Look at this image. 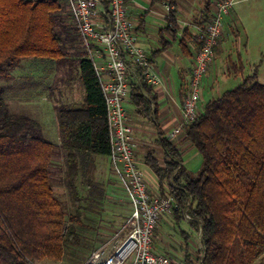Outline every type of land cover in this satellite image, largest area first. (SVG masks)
Segmentation results:
<instances>
[{"label": "trees", "instance_id": "1", "mask_svg": "<svg viewBox=\"0 0 264 264\" xmlns=\"http://www.w3.org/2000/svg\"><path fill=\"white\" fill-rule=\"evenodd\" d=\"M154 1L174 5V0ZM63 2L0 0V75L25 59L64 62L71 43L76 50L81 46L79 67L86 92L80 107L56 108L60 144H54L44 137L39 121L10 111L0 88V264L61 262L69 248L83 247L85 204L105 198L94 177L97 157L111 154L105 96L75 22L62 15ZM210 8L209 2L202 28L212 16ZM171 13L167 31L178 28ZM239 62L232 65L242 70ZM131 87L129 100L136 113L154 123L153 88L136 81ZM185 134L202 156L197 176L165 136L159 141L164 164L152 152L145 158L162 196H173L174 214L180 219L188 214L191 227L201 233L200 264H255L264 256V84L257 73L209 100ZM60 152L74 213L53 186L52 168ZM185 264L192 263L187 259Z\"/></svg>", "mask_w": 264, "mask_h": 264}, {"label": "built area", "instance_id": "2", "mask_svg": "<svg viewBox=\"0 0 264 264\" xmlns=\"http://www.w3.org/2000/svg\"><path fill=\"white\" fill-rule=\"evenodd\" d=\"M127 0H66L82 45L102 87L111 133L110 165L131 206L124 226L108 244L100 246L85 264H183L153 253L155 230L161 217L177 202L173 196L149 192L145 173L135 157L133 129L126 103L132 82L160 86L148 52L139 45L136 23L129 16ZM238 0H219L210 20L198 32L189 94L181 113L182 125L193 124L199 113L202 85L216 57L225 21ZM168 12L174 6L165 5ZM185 218L190 219L188 214Z\"/></svg>", "mask_w": 264, "mask_h": 264}, {"label": "rangeland", "instance_id": "3", "mask_svg": "<svg viewBox=\"0 0 264 264\" xmlns=\"http://www.w3.org/2000/svg\"><path fill=\"white\" fill-rule=\"evenodd\" d=\"M235 6L237 8V5ZM242 6L245 9V21L240 22L235 29L236 36L227 27V42L219 55L218 63L222 64L228 50L229 56L237 64V57L239 54L241 55L244 67L241 70L237 64L233 66L232 62H229L226 75L224 70L218 67L216 75H212L210 79L203 82V85L205 84V99L201 96L199 103L218 98L225 91L241 85L249 74L255 73V69L259 77L258 81L264 83V0H253ZM67 46L68 55L64 62L48 59H25L21 60L14 68L9 69L4 75H0V88L4 90L10 111L29 115L39 121L44 137L54 144H59L60 138L56 108L63 105L80 107L84 104L86 95L79 67L81 46L80 50L77 49L79 51L71 43ZM134 149L136 150L135 144ZM135 157L138 161V156L135 155ZM97 159H101V161H98L94 177L103 188L105 198L94 197L89 203H84L86 209L83 211V225L80 227L83 247L80 249L69 248L61 262L42 261L38 264H80V260H85L83 263L85 264L91 254L100 246L108 244L110 250L112 243L109 242L122 229L128 219L131 206L122 186L112 172L111 165H108V157H97ZM186 160L189 171L197 176L202 166L201 154L196 149H192ZM62 165L63 157L60 152L57 154L52 168L53 186L56 195L66 204L69 212L74 213L76 206L63 179ZM141 169L143 172L145 171L143 167ZM149 192L152 194L150 190ZM165 194L167 195V193ZM172 213H174L173 210L167 214ZM157 234L158 229L156 228L154 243ZM194 239L197 242L198 236H195ZM152 249L156 254L154 245ZM201 257L202 250L199 245H196L194 253L188 256L192 264H199L198 261ZM255 264H264V256Z\"/></svg>", "mask_w": 264, "mask_h": 264}, {"label": "crops", "instance_id": "4", "mask_svg": "<svg viewBox=\"0 0 264 264\" xmlns=\"http://www.w3.org/2000/svg\"><path fill=\"white\" fill-rule=\"evenodd\" d=\"M218 1L174 0L173 13L178 28L172 31H167L168 19L172 14L165 9L167 2L160 3L154 0L126 1L129 16L136 23V34L139 45L148 52L152 66L159 73L163 81L160 86L152 87L156 98V103L154 104L156 112L154 123L140 117L130 100L127 101V110L136 148L135 155L138 156L139 166L145 169L144 173L148 187L153 195H161L162 190L156 176L146 165L145 158L149 152H152L156 159L160 160L161 164H164L165 153L159 146L160 138L165 136L177 145L182 153L183 164L186 168L188 164L186 157L194 149L185 139V127L182 125L181 113L189 94V82L195 54L201 44L200 37L198 36V32L202 28L200 24L206 19L205 14L207 13L208 3H211L210 10L211 14H213ZM250 1L253 0H238L236 3L237 8L235 6L230 16L227 17L215 60L209 68L204 82L210 79L212 75H216L218 67L224 70V74L228 71L229 62H233V60L229 56L227 49L228 53L222 60V64L218 63L220 59L219 55L226 45L225 42H227V27L236 36L235 29L240 22L245 21V9L242 5ZM63 3L65 10L62 12V15H65V18L66 15H69L71 22H68L74 25V20L67 4ZM186 30H188L190 36L186 34ZM182 40L185 43L184 47L181 44ZM165 42H167L168 46L166 49H163V44H166ZM188 59L190 60L189 62L187 61ZM237 61L243 64L240 54L237 57ZM254 72L257 73L256 69ZM251 75L249 74L248 77ZM204 86L205 84L202 85L203 99H205ZM206 103L207 101L199 103V113L203 112ZM99 160L101 161V159H97V161ZM108 160V165H110L109 157ZM157 229L158 234L156 242H153V245L158 255L185 264L187 259H189L188 256L194 253L196 245H199L202 250V235L191 227L187 219H180L174 213L165 214L161 217ZM195 236H198L197 242L194 239Z\"/></svg>", "mask_w": 264, "mask_h": 264}]
</instances>
